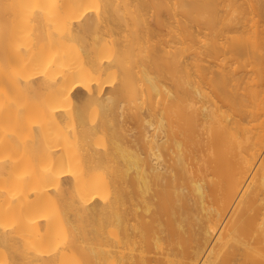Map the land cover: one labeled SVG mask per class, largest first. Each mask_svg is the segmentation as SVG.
I'll list each match as a JSON object with an SVG mask.
<instances>
[{
    "label": "bare ground",
    "instance_id": "obj_1",
    "mask_svg": "<svg viewBox=\"0 0 264 264\" xmlns=\"http://www.w3.org/2000/svg\"><path fill=\"white\" fill-rule=\"evenodd\" d=\"M263 148L264 0H0V264H264Z\"/></svg>",
    "mask_w": 264,
    "mask_h": 264
},
{
    "label": "rangeland",
    "instance_id": "obj_2",
    "mask_svg": "<svg viewBox=\"0 0 264 264\" xmlns=\"http://www.w3.org/2000/svg\"><path fill=\"white\" fill-rule=\"evenodd\" d=\"M176 11H177V14H178V15L176 14L177 16L175 15V18H176L177 20L179 19L178 21L182 22V21H181V18L183 17V20H184V16H181V15H183V14H181V12H180L179 10H176ZM176 11H175V13H176ZM175 13H174V14H175ZM179 16H181V18H180ZM193 25H194V24H193ZM194 26H195V25H194ZM195 27H196V26H195ZM195 27H194V28H195ZM164 31H165V30H163L162 33H163ZM164 33H165V32H164ZM167 81H168V80H166V82H167ZM168 82H169V81H168ZM263 155H264V148H263V150L261 151V154H260V158H259V159H261ZM257 163H259V160H258ZM222 221H223V220H222ZM220 224H221V226L219 225V229L227 228V227H232V225H233V226H236V229H238L239 231H240V228H241V230L244 229V231H241V232L244 233V234L246 233L245 236L247 235V232H248V235H249V232H250L249 228L247 229V227H245V226H241V225H240V226H238V227H239V228H238L237 225L233 224L232 222L229 223L227 217H226V219H224V222H222V223L220 222ZM229 224H230V225H229ZM244 227H245V228H244ZM245 231H246V232H245ZM234 243L237 244L238 242L235 241ZM253 253H254V254H253ZM247 254H248V256H249L251 259H253V260L255 259L254 261L260 260L259 257H258V255L260 256V253L257 251V249H256V250H255V249L249 250ZM257 254H258V255H257ZM255 255H256V256H255Z\"/></svg>",
    "mask_w": 264,
    "mask_h": 264
}]
</instances>
